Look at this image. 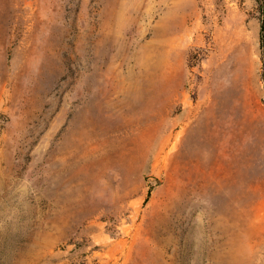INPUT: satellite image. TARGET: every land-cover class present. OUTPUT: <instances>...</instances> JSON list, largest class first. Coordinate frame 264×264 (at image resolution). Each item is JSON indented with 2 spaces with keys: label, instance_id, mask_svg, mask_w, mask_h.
Here are the masks:
<instances>
[{
  "label": "rangeland",
  "instance_id": "1",
  "mask_svg": "<svg viewBox=\"0 0 264 264\" xmlns=\"http://www.w3.org/2000/svg\"><path fill=\"white\" fill-rule=\"evenodd\" d=\"M0 264H264L256 0H0Z\"/></svg>",
  "mask_w": 264,
  "mask_h": 264
},
{
  "label": "trees",
  "instance_id": "2",
  "mask_svg": "<svg viewBox=\"0 0 264 264\" xmlns=\"http://www.w3.org/2000/svg\"><path fill=\"white\" fill-rule=\"evenodd\" d=\"M257 9L260 14V18L262 20V30L264 32V0H256Z\"/></svg>",
  "mask_w": 264,
  "mask_h": 264
}]
</instances>
